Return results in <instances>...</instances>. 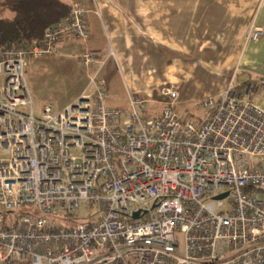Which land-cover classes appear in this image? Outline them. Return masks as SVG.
<instances>
[{"label":"built area","instance_id":"obj_1","mask_svg":"<svg viewBox=\"0 0 264 264\" xmlns=\"http://www.w3.org/2000/svg\"><path fill=\"white\" fill-rule=\"evenodd\" d=\"M87 12L74 3L39 43L0 46V212L35 211L0 222V264H264V77L236 79L199 103L201 123L184 121L175 84L160 87L163 101L108 106L106 59L87 51L81 96L37 117L26 66L68 36L89 40ZM92 208L95 221L74 220Z\"/></svg>","mask_w":264,"mask_h":264},{"label":"crops","instance_id":"obj_2","mask_svg":"<svg viewBox=\"0 0 264 264\" xmlns=\"http://www.w3.org/2000/svg\"><path fill=\"white\" fill-rule=\"evenodd\" d=\"M64 1L86 8L90 39L68 36L54 56L29 61L26 71L82 69L88 83L78 56L95 53L106 59L101 78L112 108L126 109L134 94L155 97L165 84L180 87L182 106L219 98L248 73L264 77V34L248 36L252 26L264 29V0ZM256 103L264 109L263 92Z\"/></svg>","mask_w":264,"mask_h":264},{"label":"rangeland","instance_id":"obj_3","mask_svg":"<svg viewBox=\"0 0 264 264\" xmlns=\"http://www.w3.org/2000/svg\"><path fill=\"white\" fill-rule=\"evenodd\" d=\"M82 71V69H27L26 77L33 99L35 115L37 117L41 116L45 106H51L55 111H59L73 104L80 97L87 84V80L81 75ZM155 99L163 101L159 94ZM201 101L187 103L182 106L176 105L174 109L180 114L181 120H186L187 118L196 121L204 120V114L198 107ZM22 110L26 111L28 108H23ZM161 111L162 105L157 103L152 104L149 109L150 114L155 117L159 116ZM33 210L34 208L31 207H23L6 215L0 212V221L3 222L5 218V223L13 226L20 216L34 214L35 211ZM97 215L96 209L92 208L90 212L83 215L80 214L74 220L78 223H89L95 221ZM49 218L56 223H64L63 215H50ZM177 239L181 244L182 251V236L177 235Z\"/></svg>","mask_w":264,"mask_h":264},{"label":"trees","instance_id":"obj_4","mask_svg":"<svg viewBox=\"0 0 264 264\" xmlns=\"http://www.w3.org/2000/svg\"><path fill=\"white\" fill-rule=\"evenodd\" d=\"M71 12L72 6L64 0H0V46L37 44Z\"/></svg>","mask_w":264,"mask_h":264},{"label":"water","instance_id":"obj_5","mask_svg":"<svg viewBox=\"0 0 264 264\" xmlns=\"http://www.w3.org/2000/svg\"><path fill=\"white\" fill-rule=\"evenodd\" d=\"M226 196H228V193H225V194H223V195H220V196L216 197V199H223V198H225ZM139 216H140V213L135 214L134 219H138Z\"/></svg>","mask_w":264,"mask_h":264}]
</instances>
